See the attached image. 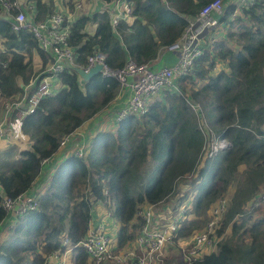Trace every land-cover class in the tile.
<instances>
[{
  "label": "trees",
  "instance_id": "obj_1",
  "mask_svg": "<svg viewBox=\"0 0 264 264\" xmlns=\"http://www.w3.org/2000/svg\"><path fill=\"white\" fill-rule=\"evenodd\" d=\"M28 1L34 4L35 21L55 10L53 1ZM103 1L106 7L88 14L78 11L70 20L68 40L77 65H85L97 50L112 69L123 67L128 59L151 63L213 0H128L130 19L114 27L115 0ZM77 2L63 3L74 12ZM233 9V4H225L222 29ZM5 16L0 7V99L6 102L21 98L23 87L52 56L29 29L13 31ZM219 64L224 68L217 69ZM176 84L177 90L165 89L153 97L144 115L127 116L94 134L85 157L70 154L57 164L38 192L39 207L3 230L0 264H43L64 236L79 242L87 233L94 204L100 202L107 203L118 223V248L134 241L142 225L140 206L186 202L173 233L177 244L203 229L212 206L224 197L226 210L215 230L222 238L214 250L194 263L185 262L179 253L160 264H264V211L256 205L264 187V0L245 8L236 26L206 48ZM120 88L116 78L100 73L84 82L70 67L58 73L54 92L19 119L29 148L9 144L0 150V227L8 218L3 199L30 189L42 160L58 152L63 136L105 109ZM196 104L197 112L192 108ZM199 117L210 135L230 142L203 161L201 149L208 137L199 127ZM77 251L76 264H86L85 250Z\"/></svg>",
  "mask_w": 264,
  "mask_h": 264
},
{
  "label": "built area",
  "instance_id": "obj_2",
  "mask_svg": "<svg viewBox=\"0 0 264 264\" xmlns=\"http://www.w3.org/2000/svg\"><path fill=\"white\" fill-rule=\"evenodd\" d=\"M262 0H213L202 7L198 14L187 21L182 34L166 48L162 50L176 55V61L172 65H162L154 68L153 62L138 64L133 60H127L123 67L112 69L105 61V54L94 51L87 57L85 65H77L74 62L75 52L69 44L70 20L66 14L54 11L48 14L44 20L35 21L34 14L30 15L22 7L20 0H0V7L10 21L13 31L19 29H29L36 39L39 47L52 56L49 63L36 78L31 81V88H24L21 98L6 101L4 109L6 112H13L18 119L33 113L40 105L41 101L50 96L57 87L58 73L68 67L66 61L84 69L88 72L95 64H100V74L104 77L116 78L121 88H127L129 95L124 105L116 112L114 125L123 118L136 115H144L148 111V105L153 97L159 95L162 90H177V78L185 75L192 68L194 60L200 56L206 48L218 38L225 34L229 27L236 26L239 16L245 8L254 7ZM226 3L234 5V9L229 13L224 29L221 28L220 18L224 12ZM112 14L111 25L114 27L121 20H129L132 11L131 3L128 0H115L111 2ZM79 8V3L75 4ZM34 4L30 2L29 9L34 10ZM29 84V85H30ZM198 105H192L197 112ZM5 120L0 121V140H7L5 132ZM113 125V126H114ZM199 127L204 135L208 137L201 149V160L211 158L220 150L230 146L226 138L217 137L207 129L204 118L199 117ZM76 131V130H75ZM66 134L60 141L59 148H62L75 133ZM88 150L86 142L78 143L73 151L77 157H85ZM53 156V155H52ZM51 157L42 160L44 167ZM33 185L27 191L19 194L15 198L6 197L2 205L7 216L13 215L21 217L29 210L39 207V192ZM106 193V191H105ZM261 209L264 211V187L258 195ZM227 198H220L211 209V217L206 226L194 232L189 242H185L183 248V259L187 263H194L203 257L204 251L211 253L216 246L218 238L215 230L217 222L223 217L226 210ZM108 202V201H107ZM165 204L167 202H164ZM105 202L95 205L104 209L103 220L94 223L93 208L91 210L89 226L85 237L77 243H72L67 236L61 240L60 247L46 255L43 264H70V259L76 261L78 251L81 247L88 255V260L93 264H160L163 260V252L168 244H173V233L179 226V221L183 216L186 202L176 203L175 206L142 205L138 208L137 216L141 219L142 225L137 230L136 237L130 247L118 248L114 235L107 229L104 221L109 219L111 212L106 208ZM93 206V207H94Z\"/></svg>",
  "mask_w": 264,
  "mask_h": 264
},
{
  "label": "crops",
  "instance_id": "obj_3",
  "mask_svg": "<svg viewBox=\"0 0 264 264\" xmlns=\"http://www.w3.org/2000/svg\"><path fill=\"white\" fill-rule=\"evenodd\" d=\"M22 2V7H24V10L30 14L33 15L34 11L33 9H29L30 2L28 0H20ZM48 1V0H45ZM53 1L55 10L59 11L64 14H66L69 18H73L76 12L81 11L86 14L93 12L101 6H107V3L103 0H78L77 3H79L80 7H75L74 12H70L68 10V6L65 5L63 2L64 0H49ZM32 3V2H31ZM89 29H92V27H88ZM1 51V50H0ZM176 61V55L170 52L161 51L158 55L157 59L153 62L154 68L160 67L162 65H172ZM40 68V62L38 58H35L34 62V69L38 70ZM31 83V82H30ZM29 83V84H30ZM25 85L24 88L28 86L27 90L31 89V84ZM129 95V90L127 88H120L118 94L116 97L109 103V105L103 109L100 113L96 114L92 118L86 120L80 127L77 128L75 133L71 136L69 141L58 150V152L53 155L48 164H46L42 169L40 174L37 176L33 188L36 187L37 190H40L44 187V185L47 183V177L50 176L54 168L57 166V164L66 158L68 155L72 154L75 147L78 143L86 142L88 144L89 140L93 137L94 134H96L99 130H107L110 128H113L114 125V117L116 112L124 105L127 97ZM5 102V101H4ZM5 120V132L7 134L6 138L7 140H0V150L2 148L7 147L9 144L17 145L19 150L28 149L30 146V142L28 138L25 135H22L19 131V119L17 115L13 112H6L4 107H0V121ZM232 193V190H231ZM97 204V203H96ZM104 209L101 208V206L95 205L93 207V216L95 218L94 223H97L98 221L103 220L104 216ZM16 217L13 215H9L8 218L2 223V226L0 227V239L3 236L2 232L4 229H6L8 226H13L15 223ZM105 223L107 224L108 231L114 235L118 228V223L112 219L111 217L109 219L104 218ZM131 244L127 245V247H130ZM210 250H205V253H209ZM71 261V259H70Z\"/></svg>",
  "mask_w": 264,
  "mask_h": 264
},
{
  "label": "rangeland",
  "instance_id": "obj_4",
  "mask_svg": "<svg viewBox=\"0 0 264 264\" xmlns=\"http://www.w3.org/2000/svg\"><path fill=\"white\" fill-rule=\"evenodd\" d=\"M82 11V10H81ZM88 30H91V29H88ZM220 68H224V66L223 65H221V64H219L218 66H217V69H220ZM217 69L215 70V71H217ZM57 80V78H54L53 79V81L55 82ZM2 100L0 99V107H2V106H4V101H2ZM183 188H187V187H183ZM173 205V203L172 202H168V203H162V206H172ZM210 219V218H209ZM209 219H208V221H209ZM230 233H229V231H228V233L227 234H225L224 235V237H227L228 235H229ZM192 237V236H191ZM191 237L190 238H187L186 240H180L177 244H174V242H173V244L171 243V244H168L167 246H166V250L163 252V260L164 259H166V258H170V257H173V256H175L176 254H179V253H181V255H182V258H183V248H184V246H185V242L187 241V242H189L190 240H191ZM217 238H219V239H221L222 238V235L221 236H219V237H217ZM205 254H209V253H205ZM70 264H76V261H74L73 259H71V262H70ZM86 264H93L91 261H87V263Z\"/></svg>",
  "mask_w": 264,
  "mask_h": 264
},
{
  "label": "water",
  "instance_id": "obj_5",
  "mask_svg": "<svg viewBox=\"0 0 264 264\" xmlns=\"http://www.w3.org/2000/svg\"><path fill=\"white\" fill-rule=\"evenodd\" d=\"M65 63L68 67L72 68L80 76L83 82L89 80L92 76L99 74L100 69H101L100 64H95L89 69L88 72H85L83 68L73 64L70 61H66Z\"/></svg>",
  "mask_w": 264,
  "mask_h": 264
}]
</instances>
